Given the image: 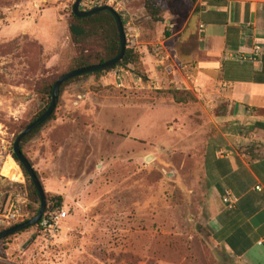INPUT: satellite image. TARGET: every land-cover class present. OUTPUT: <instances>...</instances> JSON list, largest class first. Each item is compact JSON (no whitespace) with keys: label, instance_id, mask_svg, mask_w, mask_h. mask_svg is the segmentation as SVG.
Wrapping results in <instances>:
<instances>
[{"label":"rangeland","instance_id":"obj_1","mask_svg":"<svg viewBox=\"0 0 264 264\" xmlns=\"http://www.w3.org/2000/svg\"><path fill=\"white\" fill-rule=\"evenodd\" d=\"M44 1L0 0V204L26 193L21 222L39 204L8 158L13 140L47 106L42 88L68 71L71 58L104 48L98 36L72 41L74 0ZM83 1L81 11L94 7ZM191 1L152 0L161 9L157 23L144 0L96 2L121 15L126 50L139 62L61 88L52 119L22 152L45 193L43 217L67 215L57 231L39 226L11 236L0 264H230L207 227L213 200L204 156L225 137L254 133L259 144L264 134L237 121L223 87L198 73V43L182 31ZM112 71L125 72L120 83Z\"/></svg>","mask_w":264,"mask_h":264},{"label":"crops","instance_id":"obj_2","mask_svg":"<svg viewBox=\"0 0 264 264\" xmlns=\"http://www.w3.org/2000/svg\"><path fill=\"white\" fill-rule=\"evenodd\" d=\"M191 2L182 31L188 29L198 43V73L223 87L225 100L238 110L237 121L264 134L254 127L264 126V0ZM255 45L262 48L259 62H241ZM257 136L225 137L207 147L203 160L213 200L208 231L230 264H264V140L254 144ZM227 193L232 206L224 201Z\"/></svg>","mask_w":264,"mask_h":264},{"label":"trees","instance_id":"obj_3","mask_svg":"<svg viewBox=\"0 0 264 264\" xmlns=\"http://www.w3.org/2000/svg\"><path fill=\"white\" fill-rule=\"evenodd\" d=\"M165 1H167V3H168L171 0H165ZM143 6H144V11L146 12L148 17H150V19L154 23H157V22L160 21L159 16L161 15V9L159 7H157L152 2V0H144ZM118 15L120 16V19H121V15L119 13H118ZM122 24H124L123 21H122ZM68 30H69V33H70V36H71V39H72L73 42L77 43V42H81L82 40H84V39H86V38H88L90 36H95V37L98 36L102 40V42L104 43V48H103L102 51H91V50L88 51V50H85V51L81 52L78 56H76L74 58H71L70 66H69L68 71L66 73L72 72V71L77 70V69L85 68V67H88V66H94V65L103 64V63L113 59L119 52V37H118L117 28H116V25H115V22H114L113 18L107 13H99V14H96V15H93L91 17L84 18V19L76 18L71 13V22H70V24L68 26ZM138 62H139V59L137 57L132 56V52L131 51L125 50V54H124L122 60L116 66H114L113 68L107 69L106 71H103V72H97V73H94V74L84 75V76L77 77V78L72 79V80H68V81H66L63 84V86L61 88L71 84L73 81H76L78 79H81V78L87 77V76L94 77L95 79H100L103 76L104 73H107V72L111 71L112 69H114L116 67L123 66V65L127 66V65H130V64L133 65V64H137ZM66 73H64V74H66ZM53 84H49V85H47V86L42 88V93L46 94V96H47V103L48 104L38 115H36L32 119V121L30 123L34 122L37 118H39L46 111V109L48 108V106L50 104V97H51V91H52ZM61 88H60V92H61ZM169 95L174 100L175 103H177V104L184 103V100L178 95V93L170 92ZM52 117H53V113H52V115L50 116V118L47 121L51 120ZM47 121H45L39 127L34 129L32 132H30L28 135H26L20 141L19 148H20L21 152L23 151V148L27 144V142L29 140H31L40 131V129L44 126V124ZM254 127L264 131L263 124L256 123V124H254ZM22 154H23V152H22ZM11 157L18 164V166L20 167V169H21V171L23 173V176H24L25 181H26V187L29 190L30 198L34 201V203L39 204V197L37 195V192H36L35 188L33 187L32 182L30 181L26 171L20 165V163L18 162V160L16 159V157L14 156L13 153H11ZM24 157L26 158L25 155H24ZM35 174H36V176L38 178V175H37L36 172H35ZM61 204H62L61 200L59 198H57L55 207L56 208H60ZM38 210H39V208L35 211V215L37 214ZM48 211L49 210L47 209L45 214ZM20 223H18V224H20ZM34 227L38 229L39 228V223L36 224L35 226L31 227V228H34ZM9 228H11V227L1 228L0 229V233L5 231V230H7V229H9ZM29 229L30 228L25 229V230H23V231H21L19 233H16V234H14L12 236H15V235H18L20 233H23V232H25V231H27ZM10 237L11 236H9V237H7V238H5V239L0 241V259H4L6 257V252H7L6 242H7V240Z\"/></svg>","mask_w":264,"mask_h":264},{"label":"water","instance_id":"obj_4","mask_svg":"<svg viewBox=\"0 0 264 264\" xmlns=\"http://www.w3.org/2000/svg\"><path fill=\"white\" fill-rule=\"evenodd\" d=\"M81 2L82 0H74L73 4L71 5V13L74 17L84 19V18H88V17H91L99 13H107L113 18L116 28H117L118 37H119V52L113 59L103 64L77 69V70L68 72L60 76L52 86L50 104L48 108L46 109V111L39 118H37L34 122L30 123L26 128H24L21 132H19L15 136L13 140V144H12V153L14 154V156L16 157L20 165L23 167V169L26 171L30 181L33 184V187L35 188L37 192V195L39 197V210L37 214L31 219L21 222L20 224H17L1 232L0 241L38 224L41 221L45 213V210H46L45 193L42 189L39 179L37 178L35 174L33 167L30 165L28 160L24 157V155L22 154L19 148L20 141L26 135H28L30 132H32L34 129L39 127L41 124H43L45 121H47L50 118V116L56 109V106L59 100L60 88L63 86V84L66 81L72 80V79H75L77 77H81L84 75L94 74L97 72H103V71H106L107 69L113 68L122 60L125 54V50H126L125 34L123 31L122 20L120 19V16L118 15V13L111 6H108V5L94 7L87 11H81L79 9Z\"/></svg>","mask_w":264,"mask_h":264},{"label":"built area","instance_id":"obj_5","mask_svg":"<svg viewBox=\"0 0 264 264\" xmlns=\"http://www.w3.org/2000/svg\"><path fill=\"white\" fill-rule=\"evenodd\" d=\"M86 1L88 5H90L87 8H91L93 6L94 7L100 6L96 4L98 0H86ZM84 3L85 1L81 2L80 5H84ZM261 54H262V48L258 45H255L253 46L249 55L241 57L239 60L241 62L258 63L261 57ZM112 72H113V76L120 83L121 73H125V72L119 71L115 74H114V71ZM138 81L140 82V80ZM11 153H12V150L9 153L8 158H12ZM5 197L6 198H4V200L0 204V229L12 227L20 223L23 220L24 209L27 203L26 193L22 191H17L12 194H8ZM224 201L229 206H232L235 200L231 196V194L227 193ZM66 215L67 214L64 211H61L59 213L54 212V213L48 214L47 216L45 215L44 217H42L41 221L39 222V226L42 229L48 228V229H51L53 232L57 231L59 229V224L65 219ZM261 244H263V242H259V245Z\"/></svg>","mask_w":264,"mask_h":264},{"label":"bare ground","instance_id":"obj_6","mask_svg":"<svg viewBox=\"0 0 264 264\" xmlns=\"http://www.w3.org/2000/svg\"><path fill=\"white\" fill-rule=\"evenodd\" d=\"M0 134H1V128H0ZM11 163L13 164L12 160L10 161V163L8 164V166H6V167L3 168V170H2V174L7 173V171L9 170V166L11 165ZM6 178H9V179H11V180H13V181H14V180L17 181L16 178H13V177H10V176H7Z\"/></svg>","mask_w":264,"mask_h":264}]
</instances>
